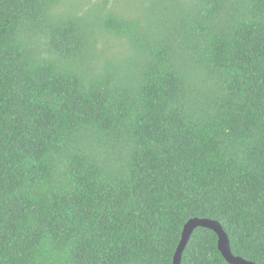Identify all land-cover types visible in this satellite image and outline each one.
<instances>
[{
    "label": "trees",
    "instance_id": "16d2710c",
    "mask_svg": "<svg viewBox=\"0 0 264 264\" xmlns=\"http://www.w3.org/2000/svg\"><path fill=\"white\" fill-rule=\"evenodd\" d=\"M107 2L0 0V264H264V0Z\"/></svg>",
    "mask_w": 264,
    "mask_h": 264
},
{
    "label": "water",
    "instance_id": "95a60500",
    "mask_svg": "<svg viewBox=\"0 0 264 264\" xmlns=\"http://www.w3.org/2000/svg\"><path fill=\"white\" fill-rule=\"evenodd\" d=\"M199 226L207 227L214 230L218 234V247L226 261L230 264H256L255 262L245 259L239 255H235L231 249L229 236L223 229L222 225L210 218H191L184 226L182 238L178 245L177 251L174 256V264H181L183 251L188 244L193 232Z\"/></svg>",
    "mask_w": 264,
    "mask_h": 264
},
{
    "label": "rangeland",
    "instance_id": "374dc122",
    "mask_svg": "<svg viewBox=\"0 0 264 264\" xmlns=\"http://www.w3.org/2000/svg\"><path fill=\"white\" fill-rule=\"evenodd\" d=\"M115 1L118 2V6L116 7L114 6ZM115 1L113 2V0H108V2L106 3L108 9H111L112 11H115L116 13L119 14L122 12L121 9L127 10L128 13H132V14L133 12H137V0H115ZM114 42L117 44L118 40L114 39ZM123 44L126 45V43ZM121 47L125 48L123 45Z\"/></svg>",
    "mask_w": 264,
    "mask_h": 264
},
{
    "label": "clouds",
    "instance_id": "9594fccd",
    "mask_svg": "<svg viewBox=\"0 0 264 264\" xmlns=\"http://www.w3.org/2000/svg\"><path fill=\"white\" fill-rule=\"evenodd\" d=\"M137 16H141L140 14H138V15H136L135 17H137ZM117 40H118V45H123L125 48H126V45H124L123 43H125V40L123 39V38H116ZM219 248V247H218ZM185 250V249H184ZM221 252V251H220ZM182 262V261H181ZM174 264V263H173Z\"/></svg>",
    "mask_w": 264,
    "mask_h": 264
}]
</instances>
